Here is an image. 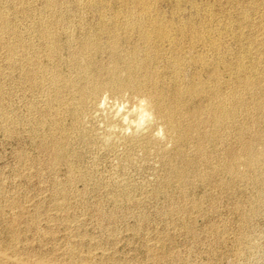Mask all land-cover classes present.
I'll return each mask as SVG.
<instances>
[{
  "label": "rangeland",
  "instance_id": "374dc122",
  "mask_svg": "<svg viewBox=\"0 0 264 264\" xmlns=\"http://www.w3.org/2000/svg\"><path fill=\"white\" fill-rule=\"evenodd\" d=\"M0 264H264V0H0Z\"/></svg>",
  "mask_w": 264,
  "mask_h": 264
},
{
  "label": "bare ground",
  "instance_id": "6f19581e",
  "mask_svg": "<svg viewBox=\"0 0 264 264\" xmlns=\"http://www.w3.org/2000/svg\"><path fill=\"white\" fill-rule=\"evenodd\" d=\"M147 5V4H146ZM146 7V6H145ZM149 13V12H148ZM144 19V18H143ZM154 19V18H153ZM153 23V22H152ZM154 24V23H153ZM141 25V24H140ZM144 26V25H143ZM140 27V26H139ZM145 28H146V26H145ZM139 29H141V28H139ZM143 29V28H142ZM141 29V30H142ZM164 29V28H163ZM158 30V29H157ZM145 32V31H144ZM158 32V31H157ZM160 32V31H159ZM160 34V33H159ZM142 35V34H141ZM149 35V34H148ZM157 35V34H156ZM165 35V34H164ZM145 36H147V35H145ZM149 37V36H148ZM165 37V36H164ZM171 37V36H170ZM164 39V38H163ZM150 42V41H149ZM201 58V57H200ZM202 59V58H201ZM240 66V65H239ZM197 87V86H196ZM97 88V87H96ZM252 90V89H251ZM238 95V94H237ZM261 108V107H260ZM262 109V108H261ZM217 122H219V121H217ZM169 123H170V121H169Z\"/></svg>",
  "mask_w": 264,
  "mask_h": 264
}]
</instances>
